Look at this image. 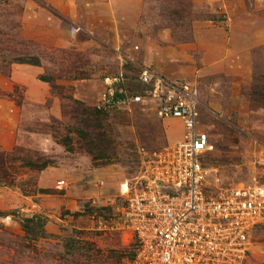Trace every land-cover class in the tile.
I'll return each instance as SVG.
<instances>
[{"label":"rangeland","instance_id":"rangeland-1","mask_svg":"<svg viewBox=\"0 0 264 264\" xmlns=\"http://www.w3.org/2000/svg\"><path fill=\"white\" fill-rule=\"evenodd\" d=\"M140 67L196 88L199 128L211 147L201 159L208 190L261 181L264 0H0V153L10 154L13 182L0 186V264H129V232L96 230L92 201L100 205L132 186L144 156L182 133L179 122L156 116L137 81ZM93 108L101 110L94 132L108 146L103 166L92 164L72 133L90 130V121H77ZM64 127L70 152L53 138ZM17 158L53 165L29 170ZM61 180L65 186L56 188ZM96 184L105 191L99 197ZM33 215L44 219L42 237L21 230ZM245 264H264V226L251 234Z\"/></svg>","mask_w":264,"mask_h":264},{"label":"built area","instance_id":"built-area-1","mask_svg":"<svg viewBox=\"0 0 264 264\" xmlns=\"http://www.w3.org/2000/svg\"><path fill=\"white\" fill-rule=\"evenodd\" d=\"M136 76L148 88L156 116L180 123L181 138L146 154L137 181L118 196L101 199L100 205L92 201L89 218L95 229L129 232L134 245L129 264H245L250 236L264 226V148L258 154L259 183L211 192L201 163L211 147L199 128L196 88L168 82L146 67ZM64 186L56 182V188Z\"/></svg>","mask_w":264,"mask_h":264},{"label":"trees","instance_id":"trees-1","mask_svg":"<svg viewBox=\"0 0 264 264\" xmlns=\"http://www.w3.org/2000/svg\"><path fill=\"white\" fill-rule=\"evenodd\" d=\"M14 63L17 64H27L35 66L37 65L36 60L33 58L29 59H23V58H15L13 60ZM40 81L48 83V79L46 78H39ZM117 94H113V100L115 101L117 98ZM101 115V110L99 109H89L88 110V116L89 118L87 120H78L77 124L82 125L85 124V122L90 121L88 132L83 130V128L77 126V128H74L72 130V133L74 136L82 141L84 143V151L90 156V160L94 166H101L109 163V155L107 154V142L105 141V137L102 136V134H99L97 132H94L95 130L99 129L100 120L97 118ZM88 127V126H87ZM65 134L61 135L59 138H55L56 144L62 146L63 150L65 152H70L72 150V138L67 134L68 128H63ZM93 133V134H92ZM10 154L7 153H0V186L5 187H11L13 182L12 179H10V176L6 172L7 167V157H9ZM18 163L21 168H27L29 170H35V171H41L45 169L46 167H51L53 165V162L50 160H42L41 162L31 161V160H20L17 158ZM97 162H100L97 164ZM6 166V167H5ZM30 193H39V194H46L47 190L42 189H35L33 188ZM44 219L39 215H33L28 218H23L21 220V230L25 234H30L33 238L42 237L44 235ZM133 245V244H132ZM134 247V245H133ZM134 249V248H133ZM133 257V254L131 256V259Z\"/></svg>","mask_w":264,"mask_h":264},{"label":"crops","instance_id":"crops-1","mask_svg":"<svg viewBox=\"0 0 264 264\" xmlns=\"http://www.w3.org/2000/svg\"><path fill=\"white\" fill-rule=\"evenodd\" d=\"M60 177H65V174H58ZM95 176H96V178H103L104 176H105V170H104V168H101V169H96L95 170V174H94ZM98 186V184H96L95 185V187H97ZM108 191V190H107ZM98 193L99 195L97 196V197H99L100 195H102L103 193H105V191L104 190H102V188L100 189V188H98L97 187V190L95 191V193ZM65 197H66V195H64ZM65 203L66 204H68V205H66L67 207H68V209H70V206H71V201H68V200H66L65 201Z\"/></svg>","mask_w":264,"mask_h":264}]
</instances>
